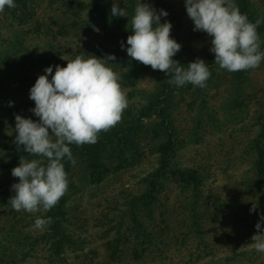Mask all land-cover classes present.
<instances>
[{
  "label": "trees",
  "instance_id": "16d2710c",
  "mask_svg": "<svg viewBox=\"0 0 264 264\" xmlns=\"http://www.w3.org/2000/svg\"><path fill=\"white\" fill-rule=\"evenodd\" d=\"M58 1L64 6H58L62 15L56 12L60 17L54 24L35 17L41 0H14L15 8L5 7L0 12V29L7 28L9 32L6 35L0 32V66L8 65L7 69L2 68L4 72L0 74V90L13 91L9 98L13 102L11 106L0 104V110L7 106L18 110L24 105L19 98L20 93L29 96L30 88L38 76L44 74L46 67L53 66L54 74L55 65L66 66L67 60L80 54L99 58L114 54L116 60L110 63L115 64L109 66L120 75L122 89L131 86L130 97L140 92L142 100L130 102L121 121L109 131L100 132L96 143L69 145L76 163L73 165L67 158L62 161L68 173V190L47 212L42 207L36 213L17 212L9 201L15 194L11 185L18 182L11 170L19 165L20 158L41 159L45 165L46 158L31 157L22 146L17 150L14 143L16 136L8 137L2 146L0 144V170H3L0 179H4L5 183L0 193V213L7 211L12 218L8 228L0 221V264H4L7 251H12L14 264H25L37 256L39 246H46L49 252L46 264H60L59 259H63L68 250H76L80 238L77 231L88 222L87 219L73 217V209L79 210L81 205L72 202L74 197L87 190L95 193L96 187L104 185L113 175H120L121 171L140 163L146 155V145H151L149 152L156 155V165L143 176L138 192L128 189L122 206L118 203L115 206L123 213L116 225L107 228V232L116 228V235L105 242L109 261L99 264H126L124 257L127 262L131 258L135 264H151L148 261L150 258L154 261L152 264H160L154 259L156 255L157 259L167 257L171 239L181 241L185 249L188 244L196 242V246L194 243L187 250L192 256L196 254L193 253L194 248L204 250L210 255L211 264H235L236 261L262 264L264 259L260 261V253L255 249L250 252L242 248L222 255L215 252L214 244L217 242L220 245L226 239H251L257 233L255 225L260 214L264 213V95L262 100L259 97L252 105L245 84L253 78L254 69L229 72L215 63V54L207 49L185 58L189 48L183 43L184 48L181 47L173 59L187 68L189 62L201 58L211 75L204 88L191 83L180 87L170 85L167 81L172 79L173 74L166 75L131 60L126 51L127 37L132 34L130 19L136 4L149 3L157 11L166 10L168 16L161 17V21H170L171 13L164 8L166 0H48L49 5ZM113 3L125 8L129 17L112 16ZM235 3L250 22L262 20L257 32L261 51L264 52V0H235ZM33 19H36L34 24L26 28L25 25ZM93 26L99 28V32ZM42 37L47 40L49 52L40 45ZM64 39H68V45L74 43L79 48L68 58L62 55L60 49L59 43ZM189 39L191 41L194 37ZM12 67L16 70L12 71ZM147 77L154 81V87H138ZM222 88L227 93L226 100L211 109L214 106L211 104V91L221 93L219 90ZM221 111L223 114L219 115ZM152 116L160 120L153 125L155 133L151 138L145 120ZM183 118H190L191 124L183 127ZM251 118L255 121L246 124L245 119ZM236 124H241L239 130ZM253 124L258 128H252ZM223 128L231 129L228 136L237 141L239 150L252 163L250 172L253 171L246 178V191H239L228 199L224 192L210 189L207 168L183 166L178 160L182 147L191 142L199 143L207 133ZM240 132H247L249 136L245 137ZM173 188L176 190L174 198L171 197ZM116 199L115 196L113 200ZM254 204L256 211L250 212ZM37 217H51L53 222L43 229H36L34 223ZM208 235H213V238ZM197 255L200 259L205 254Z\"/></svg>",
  "mask_w": 264,
  "mask_h": 264
},
{
  "label": "clouds",
  "instance_id": "9594fccd",
  "mask_svg": "<svg viewBox=\"0 0 264 264\" xmlns=\"http://www.w3.org/2000/svg\"><path fill=\"white\" fill-rule=\"evenodd\" d=\"M5 7L15 8L16 4L14 0H0V12ZM185 7L194 23L193 31L211 37L210 51L220 68L237 72L260 66L264 60L257 32L261 19L250 22L235 0H185ZM111 15L129 17L116 3L112 4ZM167 16L164 9L157 11L149 3L138 2L130 19L132 34L127 37V55L153 70L173 74L167 81L170 85L207 87L211 72L203 59L189 62L187 68L173 59L182 45L171 36V22L161 23V17ZM93 28L99 32V28ZM115 60L114 54L104 58L76 55L67 60L66 66L55 65L54 74L53 66L46 67L30 88L29 98L35 103L31 111L39 119L16 114L14 143L17 150L22 146L31 157L46 158L47 163L21 157L19 165L11 170L18 178L11 185L15 194L9 199L15 211L36 213L42 207L47 212L55 207L68 190V173L62 161L67 158L76 163L69 145L94 144L100 132L109 131L121 121L128 100L120 75L109 66ZM254 211L255 204L250 209ZM52 222L51 217H37L34 227L43 229ZM262 225L264 213L255 225L257 233L251 237L257 252H264Z\"/></svg>",
  "mask_w": 264,
  "mask_h": 264
},
{
  "label": "rangeland",
  "instance_id": "374dc122",
  "mask_svg": "<svg viewBox=\"0 0 264 264\" xmlns=\"http://www.w3.org/2000/svg\"><path fill=\"white\" fill-rule=\"evenodd\" d=\"M64 6L61 1L57 3H53L49 5L48 0H41V6L37 8L36 18H40L45 20L47 23H53L56 21L59 15H56V12H59L62 15L61 10L57 9L58 6ZM62 8V7H61ZM168 11L171 13L170 22L172 24L171 36L180 44H187L188 50L185 53V58H188L190 54L195 52H203L204 50H210L211 48V37L207 35L205 32L201 31H193L194 23L188 17L185 7V0H166V7ZM63 10V9H62ZM34 17V18H35ZM175 17V18H173ZM36 19L30 20L28 25H25L26 28L29 29V26L34 24ZM164 21H161L163 23ZM6 24V23H5ZM57 30V29H55ZM1 35H6L9 33L7 28L3 30L0 29ZM10 35V34H9ZM41 35V34H40ZM194 37L193 40L190 41V37ZM33 37V36H31ZM73 40H76L74 36L71 37ZM40 45L46 52H49V47L46 46L47 40L44 37L39 41ZM70 43V42H69ZM68 39L61 41L60 49L62 51V55L68 58L71 54H74L77 49L74 43L72 45H68ZM58 44V46H59ZM72 46L74 48H72ZM184 48V47H182ZM75 49V50H74ZM8 65L0 66V74L4 71L3 69H7ZM12 71L16 69H11ZM6 76V75H5ZM247 94L251 98L252 105L255 104L256 100H259L264 95V62H261L260 66L254 69V76L251 78L250 82L245 83ZM146 86V87H154V81H152L151 77H147L142 80L141 83L138 84V87ZM126 92L128 104L130 102H139L142 100V96L140 92L137 93L134 97H130L129 91L131 90V86H126L123 88ZM221 93H217L213 90L211 91L212 97L211 104L214 105L212 108L222 105L227 98V93L224 92L223 88L219 90ZM10 89H4L2 92L0 90V104L2 106L9 105L10 95H13ZM19 98H21V102L24 104L21 107H18V110L15 108L10 109L7 106L6 109L0 110V144L8 140V137L16 136L17 133L15 131V115L19 114L25 118H31L34 121H37L39 118L34 115L31 111L35 107V103L33 100L29 98V96H25L23 93H20ZM261 99V100H262ZM13 103V102H12ZM259 105L257 104V107ZM0 108H2L0 106ZM255 106L252 107L254 110ZM223 112H219L220 114ZM160 119L157 116H152L151 118H147L145 123L149 126L150 129V137L152 138L155 131L153 125H155ZM246 124H251L254 122V119H245ZM191 124L190 118H183L182 126H188ZM159 125V124H158ZM235 126L238 130L241 124H236ZM252 128H258L257 125H252ZM156 130H158L156 128ZM230 128L221 129V131H216L214 133H207L204 139L199 142H191L186 147H182L180 153L178 155V160L180 164L183 166H203L207 168L205 170L210 174L209 182L210 189L213 192H224L225 198H232V196L237 195L246 191L245 181L247 176L253 174L252 163L247 158L244 152L239 150V146L237 145V141L233 140L228 136L230 132ZM256 130V129H255ZM222 131L226 132L224 134ZM228 133V134H227ZM240 134L245 137L249 136L247 132ZM223 140V138H225ZM154 138H158L155 136ZM151 141V139H150ZM147 146V145H146ZM146 155L143 157V160L136 164L133 167L127 168L124 171H121L120 175H113L111 179H109L104 185L96 187V190L93 193V190L85 191L82 195L74 197L73 203H79L80 209H73V217L77 219V217L83 218L82 220H88L87 224L84 228L79 229L77 232L79 235V243L78 247L75 251L68 250L65 253L63 259H59L58 263L60 264H99L105 260V262L109 261V257L107 256L106 249V241L108 238L111 240L114 239L116 235V228L112 229L110 232H107L108 226H114L118 223V219L123 213L121 208L115 209V206L120 204L122 206L125 201L124 196L126 195L127 190H131L133 192H138L140 187L142 186L141 180L143 176L147 175L153 167L156 165V155H153L149 152V148L151 145L146 147ZM230 151V152H229ZM3 170L1 169L0 172ZM2 178V177H0ZM5 188L4 179H0V193ZM223 189V190H222ZM176 190L173 188L172 198L175 197ZM175 194V195H174ZM116 196V200H113ZM172 201V200H170ZM172 203V202H171ZM80 215V216H79ZM114 218L112 219V217ZM11 219L6 212L0 213V221L3 223V226L7 228L11 224ZM78 220V219H77ZM79 221L78 223H80ZM208 237L211 239L213 235ZM226 239V242L221 241L219 245L217 242L215 244V252L217 254L226 255L233 250L240 251L244 248L246 251H253L252 240L247 238H236V239ZM196 246V242H192L188 244V248L192 245ZM186 246V245H185ZM187 248V249H188ZM36 251V257L30 258V260L25 264H46L48 262L49 252L44 247H38ZM185 249L184 246L181 245V241H177L171 239L168 255L167 257L162 256L157 259V255L155 257V261L160 264H211L210 255H207L202 249H193V253L195 255H191V253ZM203 255L200 259H197V254ZM260 253V261L264 259V252ZM0 253V258H1ZM12 255V256H10ZM193 257V259H192ZM3 258V257H2ZM14 259L12 251H7L4 256L3 263L4 264H14ZM151 264L154 261L150 258L148 260ZM123 262L126 264H135L132 263L133 260L128 258V262L126 261V257L123 258ZM237 262V261H236ZM234 262L235 264H241L244 261ZM213 263V262H212ZM264 264V262L262 263Z\"/></svg>",
  "mask_w": 264,
  "mask_h": 264
}]
</instances>
